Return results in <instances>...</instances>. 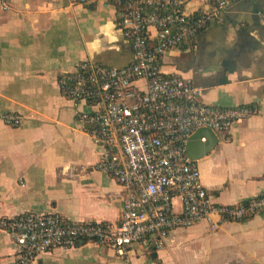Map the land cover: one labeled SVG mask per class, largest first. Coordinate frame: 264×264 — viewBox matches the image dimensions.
Wrapping results in <instances>:
<instances>
[{"label": "crops", "instance_id": "obj_1", "mask_svg": "<svg viewBox=\"0 0 264 264\" xmlns=\"http://www.w3.org/2000/svg\"><path fill=\"white\" fill-rule=\"evenodd\" d=\"M213 0H183L187 12ZM0 2V114L23 116L18 127L0 120V215L58 212L75 221L115 223L123 189L95 165L101 148L78 117L90 111L60 94L58 74L83 60L124 67L133 61L130 41L116 22L112 1ZM264 0H239L198 35L196 47L168 50L164 74L191 79L202 100L216 106L248 105L258 113L216 132L215 148L196 160L200 180L215 203L233 204L264 193ZM154 34V30L150 29ZM137 86L145 88L143 80ZM205 141V137L201 138ZM177 207V202H176ZM16 254L0 231V264ZM31 264H264V212L212 229L207 221L174 228L161 250L119 259L94 243L56 249Z\"/></svg>", "mask_w": 264, "mask_h": 264}, {"label": "built area", "instance_id": "obj_2", "mask_svg": "<svg viewBox=\"0 0 264 264\" xmlns=\"http://www.w3.org/2000/svg\"><path fill=\"white\" fill-rule=\"evenodd\" d=\"M97 0H78L90 5ZM109 2L110 0H104ZM239 0H213L205 10L187 12L183 0H117L116 22L133 50V61L111 67L83 60L58 74L61 95L91 110L78 113L93 143L101 148L96 169L123 189L115 223L75 221L58 212L0 215V231L11 236L16 254L10 264H31L53 250L94 243L119 259L130 252L161 250L170 231L205 220L212 229L264 212V193L233 204L215 203L200 180L196 160L186 153L199 128L226 133L256 115L253 106H216L202 100L191 79L164 74L161 59L171 49L196 47L198 35ZM8 8L7 0H0ZM264 22V11L260 12ZM154 30V34L150 33ZM143 80L145 88L137 86ZM18 127L23 116L0 114ZM177 202V207H176Z\"/></svg>", "mask_w": 264, "mask_h": 264}, {"label": "water", "instance_id": "obj_3", "mask_svg": "<svg viewBox=\"0 0 264 264\" xmlns=\"http://www.w3.org/2000/svg\"><path fill=\"white\" fill-rule=\"evenodd\" d=\"M202 137H205V141H201ZM218 141L214 131L209 128H199L188 138L186 153L191 159L197 160L213 150Z\"/></svg>", "mask_w": 264, "mask_h": 264}, {"label": "trees", "instance_id": "obj_4", "mask_svg": "<svg viewBox=\"0 0 264 264\" xmlns=\"http://www.w3.org/2000/svg\"><path fill=\"white\" fill-rule=\"evenodd\" d=\"M111 1H112V3H113V2H116L117 0H110V2H111Z\"/></svg>", "mask_w": 264, "mask_h": 264}]
</instances>
